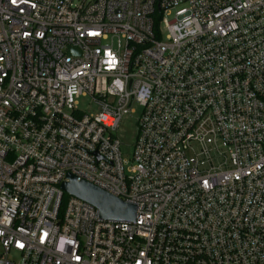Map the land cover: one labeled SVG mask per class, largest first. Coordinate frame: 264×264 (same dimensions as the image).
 Returning <instances> with one entry per match:
<instances>
[{
    "label": "built area",
    "instance_id": "obj_1",
    "mask_svg": "<svg viewBox=\"0 0 264 264\" xmlns=\"http://www.w3.org/2000/svg\"><path fill=\"white\" fill-rule=\"evenodd\" d=\"M0 264H264V0H0Z\"/></svg>",
    "mask_w": 264,
    "mask_h": 264
},
{
    "label": "water",
    "instance_id": "obj_2",
    "mask_svg": "<svg viewBox=\"0 0 264 264\" xmlns=\"http://www.w3.org/2000/svg\"><path fill=\"white\" fill-rule=\"evenodd\" d=\"M61 183V189L69 196L79 198L93 205L104 220L134 221L136 207L105 190L84 180H77L72 174Z\"/></svg>",
    "mask_w": 264,
    "mask_h": 264
},
{
    "label": "rangeland",
    "instance_id": "obj_3",
    "mask_svg": "<svg viewBox=\"0 0 264 264\" xmlns=\"http://www.w3.org/2000/svg\"><path fill=\"white\" fill-rule=\"evenodd\" d=\"M161 28L164 29L163 23L161 24ZM80 107L87 113L97 111V108L89 102L87 97L80 100ZM132 108V112L130 111L122 116L119 126L115 131V135L121 142V152L123 157L127 160L130 159L137 132V118L140 113V107L136 103H133Z\"/></svg>",
    "mask_w": 264,
    "mask_h": 264
},
{
    "label": "trees",
    "instance_id": "obj_4",
    "mask_svg": "<svg viewBox=\"0 0 264 264\" xmlns=\"http://www.w3.org/2000/svg\"><path fill=\"white\" fill-rule=\"evenodd\" d=\"M154 21H155V26H158L159 25V15L155 16ZM67 199H68V195L66 194V195L63 196V199H62V202H61V206L62 207L65 206V204L67 202Z\"/></svg>",
    "mask_w": 264,
    "mask_h": 264
}]
</instances>
